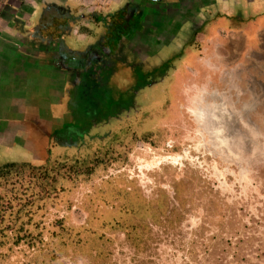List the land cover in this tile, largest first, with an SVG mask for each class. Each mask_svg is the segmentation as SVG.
Returning <instances> with one entry per match:
<instances>
[{
    "label": "rangeland",
    "instance_id": "1",
    "mask_svg": "<svg viewBox=\"0 0 264 264\" xmlns=\"http://www.w3.org/2000/svg\"><path fill=\"white\" fill-rule=\"evenodd\" d=\"M40 1H16L34 3L18 17L35 33L62 10L103 16L128 0ZM132 1L145 12L124 28L121 65L110 62L131 97L116 120L57 121L70 82L88 76L83 59L105 55L101 23L63 29L78 64L49 61L50 45L28 49L26 36L23 57L0 61V166L77 170L43 199L29 174L0 180V197L34 198L24 221L2 218L0 264H264V0Z\"/></svg>",
    "mask_w": 264,
    "mask_h": 264
},
{
    "label": "trees",
    "instance_id": "2",
    "mask_svg": "<svg viewBox=\"0 0 264 264\" xmlns=\"http://www.w3.org/2000/svg\"><path fill=\"white\" fill-rule=\"evenodd\" d=\"M66 1L68 0H61V2ZM138 7L145 12L144 7L134 6L132 0L126 1L124 6L120 7L118 11L116 10L114 13H108L103 16L97 13H80L79 16H75V14L63 12L62 10L60 17L58 15L59 18L51 15V18L53 19L41 21V23L38 24L36 33L35 28H32L34 30L31 29L32 33L29 34V39L24 42L26 44L31 43L30 38L33 37L32 39L34 44L31 46L29 45L28 49L38 45V48L42 49L43 45L40 44L46 43L50 46L48 51H45L42 54L46 55V59L49 61H51L52 58H57V61L55 62L64 60L66 64L69 63V61L72 64L74 63L73 61L79 60L76 63L78 64L81 61V53L84 52L73 49L66 44L64 34H62L63 29L65 30L66 27L71 26L73 22H76V20H88V18L93 19L96 23H101L103 26L99 41L103 44H107L105 55L102 56V59H100L99 62L94 59L93 61H90L89 64L84 63V60L87 58L83 59V66H86L85 69H88V76L81 79L83 84L81 85L82 87L78 90L77 85H73L72 82H70L69 86L73 87V93L71 94L72 97L65 95L64 99L60 98L58 102L65 105V115L69 116L71 113L77 118L69 121V118L64 115V117H61L60 120H57L59 121V125L79 129L80 123L82 125L92 124L94 123V119H96V121L98 120V122H109V120H116L122 113L127 112L126 109L131 104V97H129L128 100L126 99V90L122 89L123 87L114 88V84L111 83V80L115 77V74L121 70V68L112 66L110 62L115 58L117 60L116 64L120 63L121 65L120 60L122 57H119L118 54L121 52L119 46L121 45L123 41L122 39H124L126 33L124 28L126 26L130 29L132 26L135 27L134 18L139 14L138 11H136ZM51 23L56 24L55 27L58 31L57 36L52 37L51 34H46L44 32L47 27L52 25ZM94 45L98 46V43ZM62 52H64L65 55H62ZM79 55L80 58H78ZM97 65H100L98 73L93 74L95 71L93 68ZM137 75L139 77L141 76L139 72ZM96 88H99L100 90L93 92ZM66 92L67 90L65 86V89H62L60 94ZM23 174H29L31 176V179L35 181L34 184L37 186V189L33 191L36 193L38 198L43 199L48 197L49 194L58 193V189L61 188L57 186L58 181L66 179V174L71 176L76 175L77 170L75 168L67 170L60 161L50 165L48 160H45L44 162L42 161L40 165H33L28 162H8L0 166V180L6 181L13 175L21 178ZM33 199L34 198H25L21 194L16 195V193H14L11 197H0V224L2 218L4 219L6 216H11L13 223L16 219L24 221L23 217L29 214L28 207L31 205ZM23 225L24 223L21 222L19 230L17 231L18 233L24 227ZM2 230L3 228L1 229V232H3ZM19 234H17V236ZM17 239H20V237L18 236Z\"/></svg>",
    "mask_w": 264,
    "mask_h": 264
},
{
    "label": "crops",
    "instance_id": "3",
    "mask_svg": "<svg viewBox=\"0 0 264 264\" xmlns=\"http://www.w3.org/2000/svg\"><path fill=\"white\" fill-rule=\"evenodd\" d=\"M16 1H20V3H24V1L28 0H0V61L3 62H8L11 61V59L14 57L16 59H19L20 57H23V52L28 49H24V45H20L19 41L20 39L24 36L27 37V40L29 39V34H31V28L28 26H24L25 23L22 25L20 22L23 21L26 22V17H25V12H22V16L24 17H18V12L20 9L22 11L27 10L30 6H27L25 4L18 5L16 4ZM32 1V0H31ZM44 1V0H43ZM47 1V0H46ZM56 4H60L61 0H54ZM37 2H41L40 0ZM35 3V5L37 4ZM34 3L32 4V7H30L32 12L35 10L34 9ZM17 14V15H16ZM22 26V28H20ZM11 53V54H9ZM0 62V63H1ZM9 66H3L0 64V72L2 71V68H6ZM3 69V70H4ZM36 128L32 131L33 136L35 133ZM44 133L45 132H41ZM40 158V157H38ZM44 159V157H42Z\"/></svg>",
    "mask_w": 264,
    "mask_h": 264
},
{
    "label": "bare ground",
    "instance_id": "4",
    "mask_svg": "<svg viewBox=\"0 0 264 264\" xmlns=\"http://www.w3.org/2000/svg\"><path fill=\"white\" fill-rule=\"evenodd\" d=\"M234 47H239L240 45V42L239 41H235V40H232V43H231ZM236 50V49H235ZM234 52V51H233ZM232 53V52H231ZM211 96H217L216 94H212Z\"/></svg>",
    "mask_w": 264,
    "mask_h": 264
},
{
    "label": "flooded vegetation",
    "instance_id": "5",
    "mask_svg": "<svg viewBox=\"0 0 264 264\" xmlns=\"http://www.w3.org/2000/svg\"><path fill=\"white\" fill-rule=\"evenodd\" d=\"M57 14H58V12H57Z\"/></svg>",
    "mask_w": 264,
    "mask_h": 264
}]
</instances>
